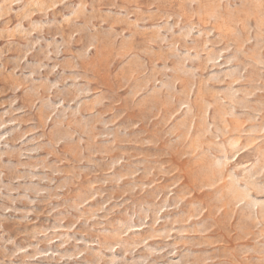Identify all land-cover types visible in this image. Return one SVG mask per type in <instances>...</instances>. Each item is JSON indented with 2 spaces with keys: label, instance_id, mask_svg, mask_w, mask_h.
<instances>
[{
  "label": "rangeland",
  "instance_id": "obj_1",
  "mask_svg": "<svg viewBox=\"0 0 264 264\" xmlns=\"http://www.w3.org/2000/svg\"><path fill=\"white\" fill-rule=\"evenodd\" d=\"M0 264H264V0H0Z\"/></svg>",
  "mask_w": 264,
  "mask_h": 264
}]
</instances>
